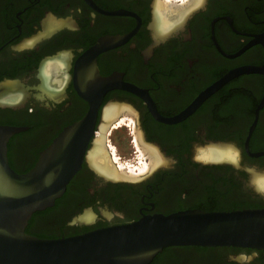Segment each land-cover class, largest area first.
Instances as JSON below:
<instances>
[{"label":"flooded vegetation","instance_id":"obj_1","mask_svg":"<svg viewBox=\"0 0 264 264\" xmlns=\"http://www.w3.org/2000/svg\"><path fill=\"white\" fill-rule=\"evenodd\" d=\"M187 4L0 0V124L23 128L8 140L10 167L28 171L66 127L95 111L80 168L32 214L26 233L56 238L154 213L264 207L250 201L264 200L251 180L264 174L256 172L264 169V0ZM110 105L121 107L105 122ZM123 129L128 159L147 168L106 177L89 154L102 145L121 172L114 154L124 156L111 141ZM209 148L234 155L207 159ZM146 264H264V251L168 246Z\"/></svg>","mask_w":264,"mask_h":264},{"label":"water","instance_id":"obj_2","mask_svg":"<svg viewBox=\"0 0 264 264\" xmlns=\"http://www.w3.org/2000/svg\"><path fill=\"white\" fill-rule=\"evenodd\" d=\"M94 117L91 105L23 173L10 167L7 156L9 138L23 128L0 124V264H146L163 248L183 245L264 251V207L154 213L56 238L26 233L32 214L51 206L80 168Z\"/></svg>","mask_w":264,"mask_h":264},{"label":"bare ground","instance_id":"obj_3","mask_svg":"<svg viewBox=\"0 0 264 264\" xmlns=\"http://www.w3.org/2000/svg\"><path fill=\"white\" fill-rule=\"evenodd\" d=\"M199 2H200V0H187V3L188 4L184 8L185 9H187V8L192 9ZM181 5H182V3H181ZM178 9H176V10H178ZM160 24L161 23L159 22V27L158 28H160V30H161L162 27H161ZM156 25H157V22H156ZM120 107L118 105H110L109 107H107L106 110L104 111V120H105V122L110 121V119L113 118V116L115 115V113L117 112V110ZM148 154L150 156V160L153 163V160H154L153 154H150V152H148ZM233 155L234 154L232 153V151H230L228 149L225 150L223 148H209V149H207V150H205V151L202 152V156L203 157H205L207 159H211V160L228 159V158H232ZM107 156H106V154H105V152L103 150L102 145H98V144H96L92 148V151L89 154V161H90V163L93 165V167L99 173L105 175L106 177H111V178L112 177L113 178H121V177L134 178V177L137 176V174H139L140 172L146 170V166H144L137 173H134L133 171H127V173H125L124 170H122L121 172H117V171H115V168L116 167H114V165H112V164L110 165L108 163V160L109 159L107 160V158H108ZM251 180H252L253 185L256 187V189H259V190L264 189V188H259V186H263L264 185V174L263 175H260L259 173H255L254 175L251 176ZM254 182L256 183V185L254 184Z\"/></svg>","mask_w":264,"mask_h":264},{"label":"rangeland","instance_id":"obj_4","mask_svg":"<svg viewBox=\"0 0 264 264\" xmlns=\"http://www.w3.org/2000/svg\"><path fill=\"white\" fill-rule=\"evenodd\" d=\"M168 1L169 2H175V3L176 2L177 3H185V2H187V0H177V1L176 0H171V1L168 0ZM119 124H121V123H119ZM117 127L120 128V127H122V125L121 126L117 125ZM125 131L126 130L123 129L122 131H120L121 132L120 134H114L112 136V141L111 142H112V145L116 146V148H117L116 149V151L118 153L117 155L119 156V153H122V155L124 156V157H120L118 159L115 156L116 154H114V158L117 160V163H118V165L120 166V168L122 170L133 171L134 173H137L144 166H146V168H147V164H145V161H143L142 159H140L141 162L138 159H137V162H133L132 160L128 159V155L127 154L129 153V150H128L129 144H127V139L125 138V134H124ZM112 153H114V150L112 151ZM129 157H131V156H129ZM136 166H138V167H136ZM256 170H257L256 172H260V173L264 172V169H256ZM250 176H251V173L249 175V178H250ZM263 195H264V190H263ZM250 201L252 203H254V202H256V203H264V200L260 199V198H251ZM226 205L231 206V205H233V203H227Z\"/></svg>","mask_w":264,"mask_h":264},{"label":"trees","instance_id":"obj_5","mask_svg":"<svg viewBox=\"0 0 264 264\" xmlns=\"http://www.w3.org/2000/svg\"><path fill=\"white\" fill-rule=\"evenodd\" d=\"M250 207H263V206H259V205H256V206H250ZM241 208H245V207H236V209H241ZM246 208H248V207H246ZM232 209H234L233 207H231V208H228V209H226V211H228V210H232Z\"/></svg>","mask_w":264,"mask_h":264}]
</instances>
